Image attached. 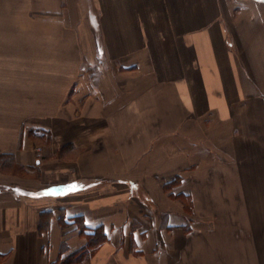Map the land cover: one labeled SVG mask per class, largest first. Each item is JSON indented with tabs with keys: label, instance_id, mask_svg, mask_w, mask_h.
I'll return each instance as SVG.
<instances>
[{
	"label": "crops",
	"instance_id": "crops-1",
	"mask_svg": "<svg viewBox=\"0 0 264 264\" xmlns=\"http://www.w3.org/2000/svg\"><path fill=\"white\" fill-rule=\"evenodd\" d=\"M64 260L264 264V0H0V264Z\"/></svg>",
	"mask_w": 264,
	"mask_h": 264
},
{
	"label": "trees",
	"instance_id": "trees-1",
	"mask_svg": "<svg viewBox=\"0 0 264 264\" xmlns=\"http://www.w3.org/2000/svg\"><path fill=\"white\" fill-rule=\"evenodd\" d=\"M43 222V221H42ZM41 222V223H42ZM104 239V234L101 230H95L93 234H90L88 236V242H87V248L82 250L85 252V255L90 254L96 246H98ZM84 255V254H83ZM71 263V260L69 261H62L60 264H69Z\"/></svg>",
	"mask_w": 264,
	"mask_h": 264
},
{
	"label": "rangeland",
	"instance_id": "rangeland-1",
	"mask_svg": "<svg viewBox=\"0 0 264 264\" xmlns=\"http://www.w3.org/2000/svg\"><path fill=\"white\" fill-rule=\"evenodd\" d=\"M37 148H39V149H37ZM35 150H36L37 152H39V151L41 150V147H40V146H36V147H35Z\"/></svg>",
	"mask_w": 264,
	"mask_h": 264
},
{
	"label": "built area",
	"instance_id": "built-area-1",
	"mask_svg": "<svg viewBox=\"0 0 264 264\" xmlns=\"http://www.w3.org/2000/svg\"><path fill=\"white\" fill-rule=\"evenodd\" d=\"M37 149H39V148H37Z\"/></svg>",
	"mask_w": 264,
	"mask_h": 264
}]
</instances>
